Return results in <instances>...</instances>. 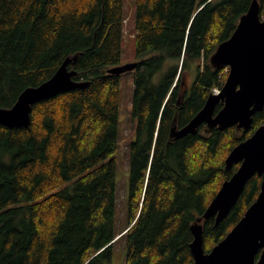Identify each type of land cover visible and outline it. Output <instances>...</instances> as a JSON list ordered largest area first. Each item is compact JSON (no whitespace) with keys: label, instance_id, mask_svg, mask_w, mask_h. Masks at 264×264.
Listing matches in <instances>:
<instances>
[{"label":"trees","instance_id":"obj_1","mask_svg":"<svg viewBox=\"0 0 264 264\" xmlns=\"http://www.w3.org/2000/svg\"><path fill=\"white\" fill-rule=\"evenodd\" d=\"M252 1L135 0L132 104L148 141L144 155L136 154L143 140L132 153L127 225L117 232L120 75L108 70L120 65L124 0H0V108L66 59L73 79L89 83L33 105L27 128L0 127V264H109L118 241L125 264H193L190 228L237 170H226L225 159L264 124V109L246 132L202 125L173 141L166 132L182 77H194L178 106L182 124L225 81L227 68L208 59ZM260 183L253 176L218 225L202 220L206 253L242 218Z\"/></svg>","mask_w":264,"mask_h":264},{"label":"water","instance_id":"obj_2","mask_svg":"<svg viewBox=\"0 0 264 264\" xmlns=\"http://www.w3.org/2000/svg\"><path fill=\"white\" fill-rule=\"evenodd\" d=\"M66 59L52 77L36 87L26 88L9 109L0 108V126L23 127L30 124L32 106L89 83L76 81ZM212 68H227L225 82L218 94H210L203 108L182 129L173 128L171 136L180 138L195 134L201 125L224 130L236 127L248 131L253 116L264 109V17L260 5L253 0L238 20L232 35L219 44L208 59ZM136 62L108 70L121 75L133 71ZM222 104L215 113L216 106ZM239 165L222 184L203 215L191 226L189 245L193 264H264V124L246 140L235 146L225 159V169ZM255 175L261 177L255 201L229 233L209 252L202 239V220L214 218L218 225L235 206L246 183Z\"/></svg>","mask_w":264,"mask_h":264},{"label":"rangeland","instance_id":"obj_3","mask_svg":"<svg viewBox=\"0 0 264 264\" xmlns=\"http://www.w3.org/2000/svg\"><path fill=\"white\" fill-rule=\"evenodd\" d=\"M125 23L122 37L121 59L120 65L133 63L138 61L135 53V0H124ZM159 77H155L157 80ZM192 76L186 77L190 83L193 81ZM134 90L133 72L123 73L119 77V114L117 122L118 143L120 138H125L131 133V101ZM122 152L125 157L126 144L120 142ZM123 166V162H122ZM124 169H116L115 175V217L114 223L117 232H121L127 225L128 218V200H129V180L125 174H121ZM126 246L123 241H118L114 244L113 257L111 264H125Z\"/></svg>","mask_w":264,"mask_h":264},{"label":"flooded vegetation","instance_id":"obj_4","mask_svg":"<svg viewBox=\"0 0 264 264\" xmlns=\"http://www.w3.org/2000/svg\"><path fill=\"white\" fill-rule=\"evenodd\" d=\"M179 87H180L181 91H179L176 94V102H174V104H173V106L175 108V110L172 111V117H171V121L173 119V125L170 129V126H171V122H170L168 131L166 133V138L169 139V141H170V137H171V141L182 139L183 137L175 138L174 136H171L173 128H175L176 131H178V130L182 129L186 124H188V122H190V120L193 118L192 117L191 119H189L187 121V123L182 124L181 120H179V114L177 111L178 106L180 105L181 101L184 99V97L186 95H188L191 92L192 82L189 83L187 81L186 77H182ZM217 112L215 109V113H217ZM130 127L132 128L131 133H129L125 138L119 139V143L117 142V149H116V152L114 155L116 167H118L119 170L124 169V171L121 174H125V176H127L129 181H130V177H131V164H132L131 160H132V153L134 151V148L139 143V140H143L141 142L140 147L138 149V152H136V154L141 153L142 155H144L146 148H147V141H148L147 136H141L139 134V118L134 115L132 101H131V123H130ZM158 128H159V122H158ZM158 128H156V134H154V136L152 137V142H155V140L157 139V136L159 133ZM169 129H170V131H169ZM189 135H191V134H189ZM122 141L126 144V146H125L126 151H125V157L124 158H123L124 153L122 152V148L120 145V142H122ZM151 157H152V154L150 155V161H151ZM122 162H123V166H122ZM111 262L109 264H111Z\"/></svg>","mask_w":264,"mask_h":264},{"label":"built area","instance_id":"obj_5","mask_svg":"<svg viewBox=\"0 0 264 264\" xmlns=\"http://www.w3.org/2000/svg\"><path fill=\"white\" fill-rule=\"evenodd\" d=\"M223 84H224V81H223V83L220 82L217 86H215V87L212 89V94H218V93L220 92V90H221Z\"/></svg>","mask_w":264,"mask_h":264},{"label":"bare ground","instance_id":"obj_6","mask_svg":"<svg viewBox=\"0 0 264 264\" xmlns=\"http://www.w3.org/2000/svg\"><path fill=\"white\" fill-rule=\"evenodd\" d=\"M196 66H197V64H196ZM105 68V67H104ZM106 69V68H105ZM196 69V68H195ZM106 71V70H105ZM197 71V70H196ZM223 77V76H222ZM221 78V77H220ZM137 80V79H136ZM153 85H155V84H153ZM29 88V87H28ZM21 94V93H20ZM208 95V94H207ZM186 98V97H185ZM167 105V104H166ZM178 111V110H177ZM172 113V112H171ZM1 127V126H0ZM21 128V127H20ZM161 128V127H160ZM167 133V132H166ZM136 157V156H135ZM37 200V199H36ZM22 201V200H21ZM34 203H36V202H34ZM40 203V202H39ZM96 252V251H95Z\"/></svg>","mask_w":264,"mask_h":264}]
</instances>
